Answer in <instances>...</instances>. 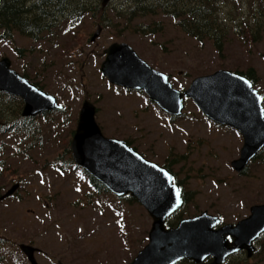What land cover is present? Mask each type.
Masks as SVG:
<instances>
[{
  "label": "rangeland",
  "instance_id": "rangeland-1",
  "mask_svg": "<svg viewBox=\"0 0 264 264\" xmlns=\"http://www.w3.org/2000/svg\"><path fill=\"white\" fill-rule=\"evenodd\" d=\"M234 1L221 7L238 16ZM250 2L262 6L264 0H241L237 5L247 11ZM156 19L165 23V30L152 36L120 32L116 19L112 27L103 28L94 45L89 41L100 27L97 19H87L77 28L63 23L58 34H46L39 41L15 32L11 43L0 42V60L11 58L13 69L56 96L67 116L55 111L36 116L41 131L37 140L22 143V135L1 137L6 145L0 151V194L16 183V175H23L20 196L30 198L0 199V264H31L19 250L30 240L29 245L41 250L36 254L39 264H131L148 245L152 219L136 200L96 193L80 169L60 173L52 165L69 159L63 148L85 101L98 110L96 122L106 137L127 140L149 162L169 166V151L174 149L177 162L170 170L194 196L185 208L189 217L207 211L236 223L247 218L253 206L264 204V154L245 175L236 173L231 162L240 157L243 140L235 130L205 121L191 101L184 109L186 118L170 123L145 93L111 85L99 71L103 50L118 42L185 88L221 65L233 73L253 67L258 78L254 87L264 97V38L243 46L231 35L221 60L211 41L187 37L170 18ZM4 165L9 170L2 174ZM259 243L260 256L250 263L264 264V239ZM245 259L231 260L245 264Z\"/></svg>",
  "mask_w": 264,
  "mask_h": 264
},
{
  "label": "water",
  "instance_id": "water-1",
  "mask_svg": "<svg viewBox=\"0 0 264 264\" xmlns=\"http://www.w3.org/2000/svg\"><path fill=\"white\" fill-rule=\"evenodd\" d=\"M111 1L103 0V7L108 6ZM1 3L2 0L0 6ZM101 32L102 27H99L91 43L98 40ZM104 53L106 60L101 71L111 82L146 91L148 86L158 82L165 94L169 92L170 97L162 100L149 89L151 94L147 92L153 100H158L168 113L181 115L184 95L194 97L195 102L209 118L238 129L244 136V146L240 158L232 162L236 171L242 172L264 147L262 98L252 84L240 75L220 71L195 80L191 88L181 94L172 88L167 77L149 67L128 45L113 44ZM208 86L210 89L206 88ZM198 89L202 91L203 97L201 93L200 97L196 98ZM0 91L22 98L24 117H35L61 108L54 97L43 93L13 71L9 58L0 61ZM168 101L171 103L167 104ZM95 113L94 105L85 102L72 142L76 162L98 177L117 197L131 194L153 220L149 243L139 251L131 264H178L184 260L194 264H225L231 255L241 251H246L248 258L254 255V242L264 234V204L253 206L250 215L234 225L219 227L220 218L204 212L197 217L182 220L176 228H167L166 221L178 212L184 203L178 187L173 182V176L158 165L145 160L124 143L106 139L96 123ZM81 155L85 157L82 160ZM94 155L104 165L102 174L98 172L99 166H94ZM19 188V184L14 185L0 199L13 196ZM19 248L31 264H39L35 255L41 251L39 248L27 244H20ZM211 257L213 261L207 263Z\"/></svg>",
  "mask_w": 264,
  "mask_h": 264
},
{
  "label": "trees",
  "instance_id": "trees-1",
  "mask_svg": "<svg viewBox=\"0 0 264 264\" xmlns=\"http://www.w3.org/2000/svg\"><path fill=\"white\" fill-rule=\"evenodd\" d=\"M101 1L3 0L0 7V39L12 41L14 33L19 32L33 41H39L48 32L55 31L61 21H68L72 26H80L87 19H97V24H101L104 28L112 27L110 24L117 19L115 25L120 32L141 35L158 34L165 29V23L156 19L159 16L175 20L176 25L187 37L200 42L211 41L221 60L225 59V49L231 35L236 36L243 46L256 44L264 38V3L258 6L257 2H250L246 11L241 8V3L237 5L241 0H235L236 10L240 9L241 12L236 16V11L228 12L221 7V3L229 0H117L106 9L102 7ZM111 13H114L113 18L110 17ZM148 19L149 21H146ZM87 39L89 40V37ZM32 50L33 48L30 51ZM220 67L223 68L222 65ZM238 73L247 77L254 85L257 83L258 78L253 67ZM22 107L23 104L19 98L0 92V151L6 145L1 140L3 135H24L37 140L41 132L35 119L22 116ZM71 131L74 135L75 129ZM70 142L69 139L63 148L65 155L71 153ZM127 143L131 145L130 142L127 141ZM174 152V149H171L167 158L169 166L165 168L169 171H171L170 167L177 162ZM8 170V168L2 169V174ZM172 173L174 174L173 171ZM91 184L99 194L109 192L95 179H92ZM178 185L182 188L184 182H178ZM190 194L183 191L186 203L184 209L189 204L188 201L193 200V196L189 198ZM216 214L221 216L222 220L224 219L221 214ZM185 217H188V214L182 210L168 223V227H175ZM257 256H260V252ZM179 264L194 263L183 261Z\"/></svg>",
  "mask_w": 264,
  "mask_h": 264
},
{
  "label": "flooded vegetation",
  "instance_id": "flooded-vegetation-1",
  "mask_svg": "<svg viewBox=\"0 0 264 264\" xmlns=\"http://www.w3.org/2000/svg\"><path fill=\"white\" fill-rule=\"evenodd\" d=\"M48 1H50V2H52V1H54V0H48ZM60 2H64L65 0H59ZM129 4H131L130 2H129ZM107 8V7H106ZM105 8V9H106ZM63 22H65V21H61L57 26L59 27ZM59 33V31H57V30H55V31H53L51 34H58ZM48 34H50L49 32H48ZM56 113V112H55ZM58 114H61V113H58ZM65 114V113H64ZM27 119H30V118H27ZM22 141V143H23V139L21 140ZM23 175H18V178H17V181H16V183H20L21 184V189H20V191L16 194V195H14V196H11V197H9V198H7V199H5V200H8V199H16V200H20V199H23L24 200V197H27V199L28 198H30V196H20L19 194L23 191V181H24V179H23ZM90 182H91V180H90ZM27 192V191H26ZM2 194H0V196H1ZM125 199H127V198H125ZM125 199H123V200H125ZM78 204L79 203H77V207H78ZM82 207V206H81ZM262 239H264V235L257 241V244L256 245H259L260 243V241L262 240ZM25 242H28V240L26 239V241ZM32 241L30 240L29 241V244L31 243ZM21 244H26V243H21ZM29 244H27V245H29ZM31 246V245H30ZM258 247V246H257ZM19 250H20V248H19ZM22 254H24L23 252H22ZM40 254H42V253H38L37 255H40ZM25 255V254H24ZM25 257H26V255H25ZM27 259V258H26Z\"/></svg>",
  "mask_w": 264,
  "mask_h": 264
},
{
  "label": "bare ground",
  "instance_id": "bare-ground-1",
  "mask_svg": "<svg viewBox=\"0 0 264 264\" xmlns=\"http://www.w3.org/2000/svg\"><path fill=\"white\" fill-rule=\"evenodd\" d=\"M63 9V8H62Z\"/></svg>",
  "mask_w": 264,
  "mask_h": 264
}]
</instances>
